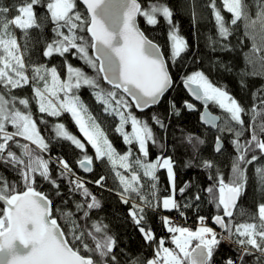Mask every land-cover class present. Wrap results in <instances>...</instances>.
<instances>
[{
    "label": "snow or ice",
    "instance_id": "1",
    "mask_svg": "<svg viewBox=\"0 0 264 264\" xmlns=\"http://www.w3.org/2000/svg\"><path fill=\"white\" fill-rule=\"evenodd\" d=\"M80 4L85 6L86 14L79 10L77 0H20L18 5L11 6L0 3V163L9 166L17 177L9 183L0 176V202L3 204L0 208V253L6 252L8 257L0 259V264H120L115 252L117 239L109 234L107 225L91 218V212L101 208L96 195L73 172L67 160L51 156L45 158L50 151V142L42 135L33 117L30 101L36 104L39 114L47 117L60 118L64 113L70 114L83 140L71 133L63 122H55L51 128L56 138L67 140L80 150L78 167L81 170L92 172L94 159L111 166L113 179L119 181L117 195L120 202L129 206L128 215L145 242L154 245L151 258L141 260L129 256L127 264H213L215 252L225 241L235 246L237 256L235 259L227 258L224 264H248L249 257L253 258L252 264H264V163L254 168V173L260 177L261 189L256 211L246 212L239 205L247 191L248 166L264 157V98L259 101V109L254 104L246 111L227 90L214 84L203 70L181 73L179 83L203 104L201 122L219 132L234 134L231 143L235 155L231 159L227 180L212 160H202L199 166L208 171L211 183L190 198L193 202L200 201V192L207 194L208 202L216 209L211 217L212 223L220 231L207 226L204 216L197 217L199 226L195 230L174 225L170 217L164 216L162 224L169 237L167 241L165 237L157 239L154 231L144 226L146 209L176 210L184 216L182 208L193 206L192 203L182 206L176 199L172 156L161 153L151 159L149 152L150 144L164 148L153 131V125L166 131L171 117L179 116L181 109L171 102L168 122L153 112L150 124L149 118L138 117L133 108L144 112L160 104L177 83L170 66L177 64L189 45L174 23V10L161 0H148L147 6L141 0H80ZM222 5L231 14L230 21H225L216 0H210L206 5L212 10L218 37L227 40L236 31L235 26L241 24L244 36L251 42L248 63L253 67L259 63L264 70V0H252L251 4L248 0H222ZM37 6L46 10V14L39 18L35 11ZM253 8L256 9L254 15ZM11 12L15 14L9 16ZM138 18H143L150 27L158 24V18L166 22L167 55L162 46L139 27ZM47 22L53 25V38L46 44L43 56L51 58L55 53L64 58V79L56 66L37 65L31 60L26 65L14 31L21 32L26 50L29 30L41 29ZM215 43L217 41H213ZM220 47L232 50L230 44L221 43ZM65 54L82 61L94 75L73 66ZM29 66L31 76L28 75ZM25 86L31 88V96L13 94V90ZM82 87L90 90L96 103L102 106L103 114L117 121L112 130L125 145L123 154L81 99L79 91ZM210 103L226 115H213L208 107ZM182 108L199 111L187 100ZM242 114L250 115L247 128ZM38 119L39 125L47 129L48 119L44 115ZM222 119L223 126L218 123ZM126 126L130 127L126 130ZM9 127L13 130L9 131ZM245 131L250 133V138L242 141ZM186 140L194 154L198 144L204 143L192 133L186 136ZM85 141L94 150V155H89ZM14 148L19 149V154ZM214 148L217 153L221 152L219 136ZM53 162L58 169L56 178L50 169ZM117 164L128 175L118 170ZM160 170H166L169 182L168 194L163 197L159 195L158 188L157 173ZM142 177L146 178L143 182ZM38 178L51 185V196L42 190ZM58 180H64L68 185L70 195L67 199L63 197ZM94 184L104 188L106 176L99 175ZM190 186V183H185L179 194L183 196ZM75 194L83 199H72ZM52 197H60V205L54 206ZM70 200L71 208L68 207ZM234 214L247 216L251 222L236 223ZM193 241L196 242L194 247ZM166 242L174 248L166 247ZM120 255H125L124 250Z\"/></svg>",
    "mask_w": 264,
    "mask_h": 264
},
{
    "label": "trees",
    "instance_id": "2",
    "mask_svg": "<svg viewBox=\"0 0 264 264\" xmlns=\"http://www.w3.org/2000/svg\"><path fill=\"white\" fill-rule=\"evenodd\" d=\"M141 2L147 6L148 0H141ZM161 2L168 4L174 10V23L178 27L179 34L186 38L189 48L186 53L182 54V57L175 66H170L173 79L177 81V83L163 97L160 104L156 108H151L144 113H138L134 108L133 112L138 117L149 118L148 122L151 124L150 116L153 112L164 118L166 123L168 122L171 102H175L176 108L181 109L179 116L173 115L171 117L170 125L166 131H162L153 125V131L157 139L164 144V148L161 149L159 144L149 145L151 159H155V157L161 153L172 156L176 177V199L182 206L185 203L193 204L192 207L182 208L185 213L184 216H180L179 212L176 210L164 211L162 209H146V223L144 226L146 228L150 227L154 231L157 239L165 237L167 241L169 234L162 224L164 216L177 217L180 220L179 225L193 228L199 225L197 217L204 216L207 218L206 220L209 224L213 225L211 217L216 213V209L212 203L208 202L207 194L201 191L200 201L193 202V200L190 199L194 197L199 189H204L211 183L208 180V171L199 165H201L202 160H212L219 166L227 180L230 173L231 159L235 155L231 143L234 139L233 133L228 131H215L202 125L199 122L200 104L196 105L199 111H187L182 108L183 102L186 100L190 101V99L182 84L179 83L181 73H190L197 69L203 70L214 84L227 90L247 111L251 109L254 104L258 109L261 107L259 101L261 98H264V70L260 68L259 63H257L255 67L248 63L247 54L249 53L251 42L244 36V29L241 24L238 23V25L235 26L236 31H234L233 35L229 36L227 40H222L218 37L212 10L210 7L206 6L209 4L210 0H161ZM248 2L251 4L252 0H248ZM0 3L6 6L18 5L20 0H0ZM77 3L79 5V10L86 14L79 0H77ZM216 6L221 10L225 21H230L231 14L223 9L222 0H216ZM255 10V8L252 9L253 15ZM35 11L38 18L42 14H46V10L43 7L37 6ZM14 14L15 12H11L9 16ZM139 24L149 38L162 46L167 55L169 52V41L167 38L168 26L166 22L162 18H158V24L155 27H150L145 23L143 18H139ZM52 27L53 25L47 22L41 29L34 28L29 30L30 39L27 41L28 46L26 50L24 48L25 40L21 32L17 29L14 30L20 39L26 65H28L29 60H31L37 65L45 64L48 67L56 66L61 74V78L64 79L66 78L65 65L63 63L64 58L55 53L51 58L43 56L46 44L50 43L53 38V33L51 32ZM213 41H217V43L213 44ZM241 41H243V47L241 46ZM221 43L230 44L232 50H223L220 47ZM89 51L90 54H92L91 49ZM65 55L73 66L81 67L89 75H94L92 70L84 65L82 61L74 58L71 54ZM197 57L199 58L198 60ZM29 69V76H31V66H29ZM253 72L260 74L252 75ZM13 94L19 97H25L31 96L32 93L31 88L25 86L22 89L13 90ZM79 95L83 102L90 107L93 114H96L97 108H102L101 105L96 103L87 87H82L79 91ZM20 107L22 108V106ZM30 107L34 119L37 120L38 126L41 128L42 135L50 142V151L45 154V158L51 156L53 158L61 157L67 160L73 172L86 182L85 186L88 187L100 201L101 208L93 210L91 212V218L107 225L109 234L117 239L118 247L115 249V252L118 254L120 264H127L129 256L137 257L141 260L151 258L154 254V245L150 246L145 242L137 226L128 215L129 206L120 202V198L117 195V185L119 183L113 179L114 176L112 171L108 170L103 163L94 162L93 171L88 175L82 174L77 167L78 159L80 158V150L76 149L69 141L56 138L51 128L53 123L59 121L63 122L71 133L79 135L71 121L68 118L66 119L65 116L52 118L47 117L46 114H39L36 104L31 101ZM209 108L212 112L222 117L225 115L222 113V110L214 104H210ZM40 115H44L45 118L48 119L49 126L47 129H45L43 125H39L38 117ZM242 118L245 120L244 127L247 128L250 123V115L242 114ZM220 124L223 126V119ZM8 130L12 131L13 129L9 127ZM189 133L196 134L204 140L203 144H198L195 154L191 145L188 144L186 140V136ZM108 136L117 150L123 153L125 145L122 143L121 138L115 134L114 131H111V128L108 131ZM218 136L223 142V148L219 153H217L214 148ZM247 138H250V133L245 131L241 140L243 141ZM262 138H264V136H262ZM17 139L20 138L18 137ZM20 140L22 142V139ZM86 146L89 155H92L91 148L87 144ZM13 150L17 151L19 154V149L14 148ZM262 163H264V157H261L260 161L255 162V164L248 166L247 174L249 179L246 195L239 201V205L242 206L246 212L254 213L256 211L257 201L261 199L260 177L254 173V168L260 166ZM50 169L53 178H56L58 169L55 162L50 164ZM121 171L124 172L123 170ZM124 173L128 175L127 172ZM101 174L106 176L104 188H99L94 184L95 179ZM157 175L159 177V195L163 197L168 194L167 189L169 188L166 170L158 171ZM0 176L5 177L9 183L17 179L10 170V167L2 163H0ZM144 179L146 178L142 177V182ZM58 182L63 189V197L67 199L70 195L67 183L64 180H58ZM38 183H41L42 190L48 192L51 196V185L47 182H43L42 178H38ZM185 183H190L191 186L187 188L186 192L181 196V194H179V189L183 187ZM109 189H112V191H109ZM52 198L54 199V206L60 205V197ZM72 199L80 201L83 198L79 196V194H75ZM137 202L139 203V201ZM196 204L199 205L198 208ZM2 207L3 204L0 202V208ZM68 207H72L71 200L69 201ZM56 215L59 218V213ZM234 217L236 223L245 221L251 222L248 220L247 216L234 214ZM60 222L63 223V221ZM195 243L196 242H194L192 246H194ZM166 246L174 248V245H171L170 242H166ZM121 250H124L125 255H120ZM236 256L235 246L229 244L227 241L222 242L213 256V264H224L227 258L232 257L235 259ZM252 259L251 257L247 258L248 264H252Z\"/></svg>",
    "mask_w": 264,
    "mask_h": 264
},
{
    "label": "rangeland",
    "instance_id": "3",
    "mask_svg": "<svg viewBox=\"0 0 264 264\" xmlns=\"http://www.w3.org/2000/svg\"><path fill=\"white\" fill-rule=\"evenodd\" d=\"M15 31V30H14ZM16 34V33H15ZM17 36V35H16ZM17 39H18V43H20V45H21V42H20V39H19V37L17 36ZM21 51L23 52V49H22V45H21ZM23 54H24V52H23ZM24 59H25V57H24ZM29 68H28V75H29ZM61 98H62V96H61ZM86 105V104H85ZM87 106V105H86ZM88 108H89V111L91 112V109H90V107L89 106H87ZM93 111V110H92ZM94 112V111H93ZM91 114L93 115V116H95V117H97L98 118V122L99 123H101V127L106 131V133L108 134V131H109V129L111 128V131H113L112 129H113V127H114V125H115V123H117V121L114 119V118H112V117H109V116H107V115H105V114H103L102 113V108H97L96 109V114H93L92 112H91ZM224 114V113H223ZM226 115V114H225ZM62 116H65V118L67 119H69L70 121H71V123L73 124V126H74V128H75V130L78 132V129H77V127L75 126V124H74V122L72 121V119H71V117H70V114H68V113H64ZM222 117V116H221ZM110 127V128H109ZM128 127H130V126H126V130H127V128ZM109 128V129H108ZM78 134L79 135H77V137L78 138H80V139H82L83 140V137L81 136V134L78 132ZM20 139H22V138H20ZM22 143H26V141H23V139H22ZM85 143L87 144V142L85 141ZM90 148H91V146L90 145H88ZM32 147L33 148H35V146L34 145H32ZM92 150V155H94V150L93 149H91ZM121 154H123V153H121ZM94 162L95 163H101V162H99V161H95V159H94ZM102 164V163H101ZM103 165H105L106 167H107V169L108 170H110V165H106V163H103ZM117 169L118 170H123V169H120L119 168V165L117 164ZM124 171V170H123ZM122 172V171H121ZM112 174H113V176H114V172H112ZM125 174V173H124ZM126 175V174H125ZM115 181H117L118 183H119V181L118 180H115ZM206 225L207 226H210V224H209V222H207L206 221ZM177 226H181V225H177ZM199 226V225H198ZM197 226V227H198ZM187 227V226H186ZM212 227V226H211ZM190 229H192V230H195V228H193V227H189ZM194 242L195 241H193V243H192V245L194 244ZM166 246V245H165ZM167 247V246H166Z\"/></svg>",
    "mask_w": 264,
    "mask_h": 264
},
{
    "label": "water",
    "instance_id": "4",
    "mask_svg": "<svg viewBox=\"0 0 264 264\" xmlns=\"http://www.w3.org/2000/svg\"><path fill=\"white\" fill-rule=\"evenodd\" d=\"M79 2H80V0H79ZM82 5V4H81ZM83 7H84V9H85V11H86V8H85V6L84 5H82ZM138 23H139V18H138ZM139 27H140V24H139ZM141 28V27H140ZM142 29V28H141ZM183 86V85H182ZM184 88V87H183ZM184 90L186 91V93H187V95H188V97H189V99L193 102V103H201L202 104V102H200V101H197V100H195V98L184 88ZM170 91V90H169ZM168 91V92H169ZM167 92V93H168ZM166 93V94H167ZM165 94V95H166ZM211 104V103H210ZM209 104V105H210ZM159 105V104H158ZM157 105V106H158ZM157 106H155V107H153V108H156ZM209 107V106H208ZM149 110V109H148ZM203 110V104H202V109L200 110V112H199V122L202 124V125H204V126H207V127H209V128H211L212 130H215V131H217L216 129H213L210 125H205V124H203L202 122H201V120H200V115H201V111ZM209 110H210V108H209ZM137 111V110H136ZM147 110H145L144 112H146ZM211 111V110H210ZM138 112V111H137ZM144 112H138V113H144ZM211 113L213 114V115H216V116H220V115H218V114H216V113H214V112H212L211 111ZM220 122L221 121H218V123L220 124ZM222 148H223V142H222V140H221V150H222ZM77 167H78V165H77ZM78 170L82 173V174H84V175H88V174H90L91 172H84L83 170H81L79 167H78ZM2 203V202H1ZM213 224V223H212ZM213 226L216 228V229H218L219 230V228H218V226H216V225H214L213 224ZM195 246V245H194ZM193 246V247H194ZM8 257H7V253L5 252V253H0V259H7Z\"/></svg>",
    "mask_w": 264,
    "mask_h": 264
},
{
    "label": "built area",
    "instance_id": "5",
    "mask_svg": "<svg viewBox=\"0 0 264 264\" xmlns=\"http://www.w3.org/2000/svg\"><path fill=\"white\" fill-rule=\"evenodd\" d=\"M173 222L174 225H176L177 223H180V220L177 217L174 216H169Z\"/></svg>",
    "mask_w": 264,
    "mask_h": 264
},
{
    "label": "flooded vegetation",
    "instance_id": "6",
    "mask_svg": "<svg viewBox=\"0 0 264 264\" xmlns=\"http://www.w3.org/2000/svg\"><path fill=\"white\" fill-rule=\"evenodd\" d=\"M190 102H192V101L190 100ZM192 103H193V102H192ZM193 104H194L195 106L200 104V105H201V109H202V104H201V103L198 102V103H193Z\"/></svg>",
    "mask_w": 264,
    "mask_h": 264
}]
</instances>
